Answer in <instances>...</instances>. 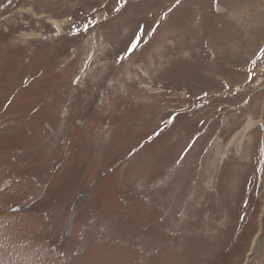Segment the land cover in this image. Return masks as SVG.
Returning a JSON list of instances; mask_svg holds the SVG:
<instances>
[{
	"label": "rangeland",
	"instance_id": "1",
	"mask_svg": "<svg viewBox=\"0 0 264 264\" xmlns=\"http://www.w3.org/2000/svg\"><path fill=\"white\" fill-rule=\"evenodd\" d=\"M0 264H264V0H0Z\"/></svg>",
	"mask_w": 264,
	"mask_h": 264
},
{
	"label": "snow or ice",
	"instance_id": "2",
	"mask_svg": "<svg viewBox=\"0 0 264 264\" xmlns=\"http://www.w3.org/2000/svg\"><path fill=\"white\" fill-rule=\"evenodd\" d=\"M177 2H179V0H177Z\"/></svg>",
	"mask_w": 264,
	"mask_h": 264
}]
</instances>
